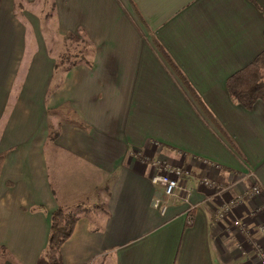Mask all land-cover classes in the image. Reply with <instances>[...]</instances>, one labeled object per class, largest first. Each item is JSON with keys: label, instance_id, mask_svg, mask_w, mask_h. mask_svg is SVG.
Wrapping results in <instances>:
<instances>
[{"label": "crops", "instance_id": "1", "mask_svg": "<svg viewBox=\"0 0 264 264\" xmlns=\"http://www.w3.org/2000/svg\"><path fill=\"white\" fill-rule=\"evenodd\" d=\"M263 29L264 0H0V264H35L58 206L77 216L62 264H258L264 104L243 108L225 80L264 49ZM66 34L87 54L52 83L49 46ZM151 160L190 171L189 210L153 206Z\"/></svg>", "mask_w": 264, "mask_h": 264}, {"label": "trees", "instance_id": "2", "mask_svg": "<svg viewBox=\"0 0 264 264\" xmlns=\"http://www.w3.org/2000/svg\"><path fill=\"white\" fill-rule=\"evenodd\" d=\"M248 1L254 3V0ZM262 35L264 38V29ZM64 39H68L71 42L78 40L70 34H66ZM155 45L160 58L167 66L170 73L179 81L183 89L193 99L196 105L202 111L208 113L207 108L204 106L199 96L185 79L179 68L173 63L169 55L160 47L159 44ZM79 59L84 61L83 56H80ZM65 60H55L54 70L62 65ZM74 65L75 62H72L66 68ZM225 89L232 100L247 110L251 109L252 105L257 100H260L264 104V49L247 65L233 72L226 78ZM207 115L209 116V114ZM57 133L58 128L51 127L47 134V141L51 142ZM222 133L225 135L224 132ZM224 137L228 141L229 145L235 150V146L231 140H229L226 135ZM76 219L77 216L75 215V212L60 206L55 208L50 213L46 248L39 256L35 264H62L59 255V247L71 235Z\"/></svg>", "mask_w": 264, "mask_h": 264}, {"label": "built area", "instance_id": "3", "mask_svg": "<svg viewBox=\"0 0 264 264\" xmlns=\"http://www.w3.org/2000/svg\"><path fill=\"white\" fill-rule=\"evenodd\" d=\"M143 161H146L143 159ZM151 167V173L149 175L150 183L157 188L163 195L164 201L159 202L157 199L153 201V206L158 207L160 211H163L166 206V200L178 198L187 205V210L192 206L188 203V196L190 192L191 174L187 168L181 166L170 165L167 162L160 160H151L149 162ZM198 183L201 186L217 189L214 181L202 176L198 179ZM259 193V187L250 182L245 195L252 197ZM236 200L221 201L214 212V217L217 220H225L228 218L235 206ZM190 217L188 216V220ZM232 225L240 226L241 222L238 219L232 220ZM257 230L261 236L262 244L254 243L256 250L258 264H264V224H259Z\"/></svg>", "mask_w": 264, "mask_h": 264}, {"label": "rangeland", "instance_id": "4", "mask_svg": "<svg viewBox=\"0 0 264 264\" xmlns=\"http://www.w3.org/2000/svg\"><path fill=\"white\" fill-rule=\"evenodd\" d=\"M50 45L49 50L54 54L56 61H64L66 59L65 62L59 66V69L54 76V80H52V83H57V81L61 78L62 72L70 63L81 61L79 57L87 54L88 45L85 42L72 43L67 39H63L60 43L56 42ZM85 206L89 209L92 208L91 204L88 203L85 204ZM69 209L73 212L75 211V208L73 207H70Z\"/></svg>", "mask_w": 264, "mask_h": 264}]
</instances>
